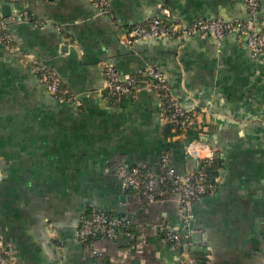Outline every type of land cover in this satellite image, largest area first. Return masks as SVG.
Wrapping results in <instances>:
<instances>
[{"label": "crops", "instance_id": "1", "mask_svg": "<svg viewBox=\"0 0 264 264\" xmlns=\"http://www.w3.org/2000/svg\"><path fill=\"white\" fill-rule=\"evenodd\" d=\"M107 1L102 11L92 0H0L12 36L10 48L0 44L4 241L24 264H181L184 252L208 254V264H264V50L254 56L234 34L120 42L152 17L183 25L251 19L264 31V0L254 13L244 0ZM105 64L122 79L160 70L194 128L175 131L147 82L107 96ZM42 69L76 103L50 94L38 80ZM164 150L177 173L208 155L219 166L214 189L191 204L192 232L181 247L163 232L180 224L178 195L159 181L160 199L147 204L143 190H123L114 175L118 164L159 174ZM93 211L130 226L89 243L77 226Z\"/></svg>", "mask_w": 264, "mask_h": 264}, {"label": "built area", "instance_id": "2", "mask_svg": "<svg viewBox=\"0 0 264 264\" xmlns=\"http://www.w3.org/2000/svg\"><path fill=\"white\" fill-rule=\"evenodd\" d=\"M92 1L100 10H107V0ZM244 2L250 13L257 11L258 0H244ZM5 26V22L0 20V44L10 48L12 36ZM195 34L207 35L215 39L234 34L244 39L246 46L254 56L264 50V31L256 29L251 19L226 21L220 17L206 20L197 19L187 25L179 22H166L160 17H152L129 27L120 35V42L130 45L141 39L167 35L182 38ZM103 74L104 89L110 96L115 98L130 94L140 83H149L159 98L164 100V107L169 114V119L176 124L175 131H179L180 135H183L187 130L193 129L196 125L194 114L184 110L179 105L176 97L169 91L166 76L157 68L148 66L144 69L141 76H129L122 79L112 65L105 64ZM38 80L50 94L76 103L74 96L62 87L59 76L52 71L48 69L40 70ZM190 142L199 143L194 139ZM212 160L213 157L208 155L203 159L205 162L202 164L198 163L194 169L177 173L171 164L169 150H164L159 161L161 173H154L148 168L138 165L125 166L118 164L114 167V175L123 190H143V200L147 204L155 203L160 199L162 188H157L159 181L164 183L169 192L178 195L181 210L180 224L177 226L167 225L163 232L167 242L176 247H181L192 232L189 225L191 204L205 193L212 191L215 187L214 182L218 179L217 175H213L211 179L206 176L205 167ZM129 226V221H123L121 218L106 212L93 211L79 221L77 233L86 241L92 243L100 236L114 239L122 228ZM18 256L17 250L13 246L6 244L0 232V264H24ZM208 259V254H204L202 259H197L195 255L184 252L181 255L180 263L208 264ZM91 264H102V262L97 260Z\"/></svg>", "mask_w": 264, "mask_h": 264}, {"label": "trees", "instance_id": "3", "mask_svg": "<svg viewBox=\"0 0 264 264\" xmlns=\"http://www.w3.org/2000/svg\"><path fill=\"white\" fill-rule=\"evenodd\" d=\"M106 91V90H105ZM107 92V91H106ZM107 96H109V94H108V92H107ZM164 100H162V107H163V112L165 113V115H166V118L168 119V121H169V123H171V126H172V128H174L175 129V127H176V124H174V122H172L170 119H169V114H168V112L166 111V109H165V107H164ZM203 162H205V161H203V160H200V164H202ZM218 164L216 163V161L213 159L211 162H208L207 163V165H206V167H205V172H206V176H207V178L208 179H211L212 177H213V175H216V171L218 170ZM214 184H216V182H214ZM211 192V191H210ZM209 193V192H208ZM205 194H207V193H205ZM204 194V195H205Z\"/></svg>", "mask_w": 264, "mask_h": 264}, {"label": "water", "instance_id": "4", "mask_svg": "<svg viewBox=\"0 0 264 264\" xmlns=\"http://www.w3.org/2000/svg\"><path fill=\"white\" fill-rule=\"evenodd\" d=\"M194 237H196V234H193Z\"/></svg>", "mask_w": 264, "mask_h": 264}]
</instances>
